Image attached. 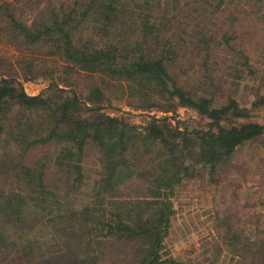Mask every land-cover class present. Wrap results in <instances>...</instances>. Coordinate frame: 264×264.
Returning <instances> with one entry per match:
<instances>
[{"label":"trees","instance_id":"obj_1","mask_svg":"<svg viewBox=\"0 0 264 264\" xmlns=\"http://www.w3.org/2000/svg\"><path fill=\"white\" fill-rule=\"evenodd\" d=\"M49 7L28 25L0 0V45L26 54L14 62L0 55V264H192L165 245L173 189L198 168L215 174L264 134L246 120L264 106V0ZM79 76L91 81L84 99L74 89ZM36 78L56 91L30 95L23 82ZM242 82L252 83L246 104L235 96ZM121 101L164 115L132 123L102 111ZM178 108L203 124L181 127ZM44 145L51 156L29 155ZM90 148L93 183L84 166ZM229 219L216 217L234 264H264V239Z\"/></svg>","mask_w":264,"mask_h":264},{"label":"rangeland","instance_id":"obj_2","mask_svg":"<svg viewBox=\"0 0 264 264\" xmlns=\"http://www.w3.org/2000/svg\"><path fill=\"white\" fill-rule=\"evenodd\" d=\"M9 1L16 18L28 25L49 15L50 0ZM0 55L11 62L20 56H26L25 53L8 45H0ZM57 64V62H49L52 66ZM77 81L78 85L74 86L76 87L74 89L79 92L81 99H84L91 81L87 76H79ZM23 83L30 95L46 96L57 89L56 86L50 85V80L42 78ZM245 83L242 82L235 91L236 98L243 104L253 99V92L247 88L252 83ZM58 87H63V84H58ZM69 88L73 89L72 86H67V89ZM260 93L264 95V86ZM221 98L215 96L219 101ZM123 99L125 100V97ZM13 110L16 111L15 108ZM102 111L124 116L132 123L142 121L150 115H164L158 111L134 110L124 101L104 104ZM86 112L83 109L80 115L85 117ZM175 119L180 120L181 127L203 124L199 115L188 108H178ZM246 120L257 121L264 125V106L252 111ZM10 122L11 117L7 120V125ZM3 137L6 140L8 135ZM88 151L84 158L85 174L91 177L89 181L93 183L92 179L96 177L93 174L97 167L96 155L91 148ZM53 152L51 146L44 145L37 146L29 155L37 159L46 155L51 156ZM172 202L174 214L170 231L165 239L170 254L177 260L191 261L192 264H234L228 254V248L220 238L221 234H218L224 225L219 226L216 217L229 216L234 229L251 231L256 234L254 237L264 239V134L256 141L236 150L227 164L217 167L215 174L210 175L208 168H198L193 177L183 179L173 189Z\"/></svg>","mask_w":264,"mask_h":264},{"label":"water","instance_id":"obj_3","mask_svg":"<svg viewBox=\"0 0 264 264\" xmlns=\"http://www.w3.org/2000/svg\"><path fill=\"white\" fill-rule=\"evenodd\" d=\"M167 84H168V87L170 88V89H172V84H171V82H167Z\"/></svg>","mask_w":264,"mask_h":264}]
</instances>
